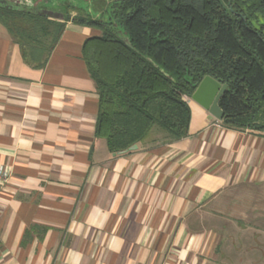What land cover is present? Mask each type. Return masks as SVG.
I'll list each match as a JSON object with an SVG mask.
<instances>
[{
    "label": "crops",
    "instance_id": "crops-1",
    "mask_svg": "<svg viewBox=\"0 0 264 264\" xmlns=\"http://www.w3.org/2000/svg\"><path fill=\"white\" fill-rule=\"evenodd\" d=\"M100 33L67 22L34 68L0 21V264H264V131L185 97L187 136L111 152L82 56Z\"/></svg>",
    "mask_w": 264,
    "mask_h": 264
},
{
    "label": "trees",
    "instance_id": "trees-1",
    "mask_svg": "<svg viewBox=\"0 0 264 264\" xmlns=\"http://www.w3.org/2000/svg\"><path fill=\"white\" fill-rule=\"evenodd\" d=\"M54 1L0 0V21L34 68L47 64L67 22L101 30L82 56L99 95L95 134L111 152L147 143L155 127L187 136L185 97L206 75L228 85L224 126L264 131V38L253 24L264 0Z\"/></svg>",
    "mask_w": 264,
    "mask_h": 264
},
{
    "label": "water",
    "instance_id": "water-1",
    "mask_svg": "<svg viewBox=\"0 0 264 264\" xmlns=\"http://www.w3.org/2000/svg\"><path fill=\"white\" fill-rule=\"evenodd\" d=\"M53 16L52 14H49ZM57 17V16H56ZM62 19L61 16H58ZM228 89L227 84H223L216 80L210 75H206L198 84L197 88L191 95V99L201 105L204 109L209 111V113L221 121L224 118V111L221 108L219 101ZM138 145L134 144L129 149L122 151L126 152L132 149H137Z\"/></svg>",
    "mask_w": 264,
    "mask_h": 264
},
{
    "label": "built area",
    "instance_id": "built-area-1",
    "mask_svg": "<svg viewBox=\"0 0 264 264\" xmlns=\"http://www.w3.org/2000/svg\"><path fill=\"white\" fill-rule=\"evenodd\" d=\"M219 122V120H217ZM10 177V172L4 166L0 165V185H4L7 183Z\"/></svg>",
    "mask_w": 264,
    "mask_h": 264
},
{
    "label": "rangeland",
    "instance_id": "rangeland-1",
    "mask_svg": "<svg viewBox=\"0 0 264 264\" xmlns=\"http://www.w3.org/2000/svg\"><path fill=\"white\" fill-rule=\"evenodd\" d=\"M13 1H17V0H13ZM29 2V1H28ZM264 23V19H263V16L262 15H259L257 17V19L254 21V26L260 31L262 32V36L264 38V27L262 26Z\"/></svg>",
    "mask_w": 264,
    "mask_h": 264
},
{
    "label": "flooded vegetation",
    "instance_id": "flooded-vegetation-1",
    "mask_svg": "<svg viewBox=\"0 0 264 264\" xmlns=\"http://www.w3.org/2000/svg\"><path fill=\"white\" fill-rule=\"evenodd\" d=\"M20 1H22L23 3L30 4L32 0H20ZM28 1H29V2H28ZM54 3H58V1L55 0Z\"/></svg>",
    "mask_w": 264,
    "mask_h": 264
}]
</instances>
